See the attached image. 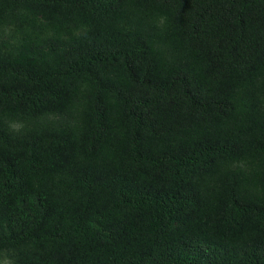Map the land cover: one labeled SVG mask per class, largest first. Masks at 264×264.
Masks as SVG:
<instances>
[{"label":"trees","instance_id":"obj_1","mask_svg":"<svg viewBox=\"0 0 264 264\" xmlns=\"http://www.w3.org/2000/svg\"><path fill=\"white\" fill-rule=\"evenodd\" d=\"M0 264H264V0H0Z\"/></svg>","mask_w":264,"mask_h":264}]
</instances>
